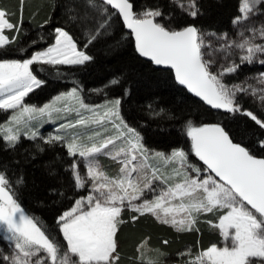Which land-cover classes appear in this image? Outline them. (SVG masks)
I'll use <instances>...</instances> for the list:
<instances>
[{
  "label": "snow or ice",
  "instance_id": "obj_1",
  "mask_svg": "<svg viewBox=\"0 0 264 264\" xmlns=\"http://www.w3.org/2000/svg\"><path fill=\"white\" fill-rule=\"evenodd\" d=\"M20 2L22 15L23 0ZM175 2L191 17L199 14L196 0ZM262 3L264 0H242L241 15L233 19V25L246 23L257 14ZM79 8L82 11H76V6L70 10L76 14L70 15L68 21L85 27V48L106 32L113 16H119L134 37L135 51L141 57L174 70L176 82L208 105L241 113L264 131V120L237 103V93L249 89L239 84L229 87L222 82L225 74L236 72L241 64H251L258 54H264V43H255L257 33L264 40V24L259 29H249L251 35L247 38L243 31L239 32L242 37L239 43L227 41L224 34L220 39L226 42L220 50L225 51V58L232 48L240 49L243 55L240 64L233 62L213 73L214 61L205 59L204 51L210 45H205L204 34L193 24L169 28L157 22L163 15L160 10L136 12L130 0H82ZM14 15L0 8V56L7 54L3 49L16 42L20 33L21 21L14 23ZM54 33V42L30 58L0 59V111H11L6 126L0 125V138L9 148H15L21 136L33 140L39 136L32 121H39L45 115L51 117L53 113L75 112V119L59 124L57 134L41 139L46 144L64 145L68 155L74 158L71 165L74 186L81 189L90 183L91 188L86 196L75 199L73 206L56 221L65 245L50 238L38 219L25 212L6 173L0 171V233L12 249L11 255H3L0 250V261L3 264H120L117 234L125 223L122 213L128 210L132 213L131 222L151 214L159 223L170 225L178 232L199 231L196 224L200 214H216L218 222L207 223L218 229L224 246L212 244L194 257L191 250L180 253L190 257L185 264H264V158H257L240 143H234L220 124L196 127L191 121L186 122V135L203 168L186 166L187 154L182 149H174L170 155L150 154L140 134L120 116V99L109 101L100 112L84 104L76 88L56 96L53 103L44 107L26 105L25 98L45 83L34 74V65L41 68L84 65L93 59L80 50L65 27L55 28ZM260 63L264 64V60ZM259 79L264 84V73ZM119 83V79L110 81L111 85ZM260 92L264 101V89ZM251 94L255 95L256 90L252 89ZM105 122L111 125L113 134H108ZM94 126L101 130H94ZM259 143L264 146V141ZM100 155L118 163L115 175L110 176L102 168ZM150 160H160L166 165L178 163L179 167L173 166L165 174L150 164ZM81 162L84 175L79 170ZM22 182V177L15 181L17 185ZM157 182L164 187L158 189ZM146 193H152V198H145ZM146 244L145 241L137 247L138 264H160L165 254L149 257L151 249L145 251Z\"/></svg>",
  "mask_w": 264,
  "mask_h": 264
},
{
  "label": "trees",
  "instance_id": "obj_2",
  "mask_svg": "<svg viewBox=\"0 0 264 264\" xmlns=\"http://www.w3.org/2000/svg\"><path fill=\"white\" fill-rule=\"evenodd\" d=\"M130 1L136 12L160 10L163 15L157 18V22L169 28L179 29L194 24L201 33L217 35L232 32V21L239 15L240 2L197 0L199 14L191 17L181 11L173 0ZM81 2L23 0L21 15L20 0H0V8L15 13L12 16L13 22L21 21L16 42L3 49L7 54L0 56L1 59H22L51 44L57 27H65L78 47L93 58L84 65H44L43 68L34 65L33 72L45 83L26 97L24 101L27 104L39 106L72 86L80 90L88 103L120 99L122 118L140 134L149 152L166 153L182 149L189 153L191 161H198L190 153L191 142L186 135V122L191 121L196 127L220 124L234 142L249 149L253 155L264 158V146L259 143L264 141V131L241 113H223L207 108L175 82L171 70L158 68L143 59L135 51L132 35L125 29L119 16H113L106 32L85 48V27L68 21L70 15L76 14L70 11L74 6L76 11H82L79 8ZM6 34L13 35L11 32ZM33 41L36 43L33 44ZM261 68H264V64H241L237 72L228 74L225 80L232 85H240L242 81L258 75ZM113 79H119L120 83L111 85ZM257 97V94H240L238 102L242 109L264 120V101ZM161 110V115H154ZM72 163L73 158L60 143L46 144L41 137L34 140L21 137L15 148H9L0 139V171L6 173L12 183L18 202L28 215L38 219L50 238L54 237L63 244L56 221L83 194L81 189L74 186ZM159 169L167 174L172 168L167 165ZM21 177L23 182L17 185L15 181ZM131 215L122 216L125 223L120 226L117 234L120 264H138L135 259L137 247L145 241V251L151 249L149 257L165 254L161 256L160 264H185L190 257L181 256L180 253L191 250L194 257L219 239L217 232L207 223L214 217V213L200 214L196 224L199 231L191 232H178L148 215L131 222Z\"/></svg>",
  "mask_w": 264,
  "mask_h": 264
},
{
  "label": "rangeland",
  "instance_id": "obj_3",
  "mask_svg": "<svg viewBox=\"0 0 264 264\" xmlns=\"http://www.w3.org/2000/svg\"><path fill=\"white\" fill-rule=\"evenodd\" d=\"M174 3L176 4L177 6V3L175 2V0H173ZM197 1V0H196ZM184 2L186 3L187 0H184ZM241 3H242V0H240L239 2V9L241 7ZM178 7V6H177ZM179 8V7H178ZM180 9V8H179ZM181 10V9H180ZM183 11V10H181ZM186 12V11H184ZM187 13V12H186ZM264 3L260 4L259 5V8L257 10V14L254 15L251 19H249L246 23H243L241 25H233V30L231 33H224V34H227V41H233L235 40L237 43L240 42V40L242 39V37H240L238 35L239 32L243 31L244 32V38H247L248 36L251 35V33L249 32V29L251 28H256V29H259L261 27L262 24H264ZM241 13L239 11V15L240 16ZM204 34V42H205V45H210V47H206L204 49L206 55H205V59H211L214 61V63L212 64L211 66V71L213 73H217V72H220L222 70L223 67H227L229 65H231L233 62L237 63V64H240V56L243 55V52H241L240 49H237V48H232L230 49V54L227 55V58L226 57V53L225 51L223 50H220L221 49V46L226 42L224 39H220L221 37L224 36V34H220V35H213V36H210L208 35L209 33H202ZM54 36H55V33H54ZM54 42V40H53ZM52 42V43H53ZM51 43V44H52ZM255 43H264V40H261L259 38V33H257V38L255 40ZM50 45V44H49ZM49 45L47 46H44L38 50H35L33 51L28 57H25V58H22V59H19V60H23V59H27V58H30V56L36 52V51H40V50H43L45 48H47ZM82 50V49H80ZM219 50V51H218ZM1 59V58H0ZM5 59H8V58H5ZM15 59V58H14ZM261 60H264V54H258L257 55V58L254 60L253 63L251 64H258L259 66H261L262 64L260 63ZM241 66V65H240ZM237 72V71H236ZM234 72V73H236ZM261 73H264V68H261V70L258 71V75H254V78H250L249 80H244L241 82V86L244 87V88H248L249 91L248 92H245V93H237V103L241 106V104L238 102V99L240 97V94L242 95H250L252 93V89H255L256 90V94L259 96L257 97V99H260V96H261V92L260 90L261 89H264V84H262L260 82V74ZM35 74V73H34ZM230 74V73H229ZM37 75V74H36ZM228 74H225L223 77H222V82L226 85H228L229 87L232 86L231 83L227 82L225 79H226V76ZM39 78V77H38ZM40 79V78H39ZM73 88H76V87H70L69 89H67L66 91H63L61 93H58L56 94L53 98H51L49 101L39 105V106H35V105H31V106H35L36 108H41V107H44L45 105H48L50 103H53L54 101V98L62 93H68L71 91V89ZM77 89V88H76ZM36 90V89H34ZM78 90V95L79 97L83 100V103L88 105L90 108L92 109H96L100 112H103L105 110L104 106L109 102V99H103L101 102H98V103H88L85 98L82 96V94L80 93V90ZM26 99V98H25ZM115 100V99H114ZM24 103L26 105H30V104H27L25 101ZM242 108V106H241ZM6 114V116L4 117L3 115ZM85 115H87L88 113H84ZM11 116V111L9 112H4V111H0V125H3V126H6L7 124V121L9 120V117ZM121 116V114H120ZM122 117V116H121ZM76 118V113L75 112H71V113H64V112H61V113H53L51 117L45 115L43 118H41L39 121H32L31 123H33L35 125V127L38 129L39 131V136L38 137H43V138H47L50 134H57V129L59 127V124L61 123H65L67 119H75ZM124 120V119H123ZM125 122V121H124ZM130 127V126H129ZM104 128L108 129V134H113L112 133V130H111V125L108 124L107 122H105V125H104ZM132 128V127H131ZM94 130H97V131H100L101 129L98 128V127H95L94 126ZM61 135H63L64 133L61 132L60 133ZM0 136L2 137V133H0ZM21 137H27V136H21ZM2 139V138H0ZM3 140V139H2ZM44 140V139H43ZM5 144H7L5 141H4ZM172 151L170 152H166L165 154L166 155H170ZM150 154L151 153H155L154 151L153 152H149ZM186 153V152H185ZM190 153L194 155V153L190 150ZM187 154V162H186V166L187 165H193L195 167H200V168H203V165L198 163L197 161H191L190 158L188 157L189 153H186ZM195 156V155H194ZM73 158V157H72ZM77 160H79V158H75ZM99 159V163L100 165L102 166V168L110 175V176H113L117 173L118 171V163L116 161H113L110 157L108 156H105V155H100L98 157ZM73 161H74V158H73ZM150 164L154 165V166H157L158 168H161V166H167L166 164H164L163 161H160V160H150L149 161ZM156 163H159V164H156ZM156 164V165H155ZM169 167H179V164L176 163L175 165H168ZM80 172L82 175L85 174V168H84V165H83V162H81L80 164ZM71 173H72V169H71ZM85 179H87V177L85 176ZM160 187H164V185L160 184V182H157V188L159 189ZM91 188V184L88 183L86 184V187L85 188H81V190L83 191V194L82 196H86L88 194V191L89 189ZM152 193H146V196L145 198H148V199H151L152 198ZM73 206V205H72ZM71 206V207H72ZM70 207V208H71ZM69 208V209H70ZM125 214H128V215H131L132 213L128 210H125L123 213H122V216L125 215ZM202 214H207V213H202ZM145 215H148V216H151L153 217L151 214H145ZM155 218V217H154ZM210 221H213V223H217L218 221L216 220V214L214 215V217L211 218ZM212 227V226H211ZM214 231L217 232V234L219 235V232H218V229H216L215 227H212ZM3 237V234L0 233V250H2L3 252V255H11V252H12V249L9 247V242L8 241H5L2 239ZM61 237L63 239V236H62V233H61ZM65 245H66V242H64ZM212 244H217V246H224L223 245V242H222V238L221 236L219 235V239L218 241L214 242V243H211L210 246ZM0 264H3L2 261H0Z\"/></svg>",
  "mask_w": 264,
  "mask_h": 264
},
{
  "label": "water",
  "instance_id": "obj_4",
  "mask_svg": "<svg viewBox=\"0 0 264 264\" xmlns=\"http://www.w3.org/2000/svg\"><path fill=\"white\" fill-rule=\"evenodd\" d=\"M131 2V1H130ZM132 3V2H131ZM121 20H122V18H121ZM123 22V21H122ZM194 25V24H193ZM125 26V25H124ZM185 27V26H184ZM183 28V27H182ZM125 29L128 31V32H130V30L129 29H127L126 28V26H125ZM132 38H133V40H134V37L132 36ZM134 44H135V42H134ZM143 59H145V60H147V61H149V59L148 58H144V57H142ZM153 64V63H152ZM154 66H156V67H158V68H162V69H166V70H171L172 71V73H173V76H174V70H172V69H170L169 67H167V66H157V65H155V64H153ZM175 79V78H174ZM175 82H176V80H175ZM177 84H178V82H176ZM179 85V84H178ZM179 86H181V87H183V88H185L187 91H188V93L190 94V95H192L194 98H196V99H198L199 101H201L207 108H209V109H211V110H213V111H220V112H223V113H229V112H227L225 109H216V108H213L212 106H210V105H208L206 102H204L200 97H197L194 93H192V92H190L188 89H187V87L186 86H182V85H179ZM234 142V141H233ZM234 143H237V142H234ZM243 146V145H242ZM244 147V146H243ZM255 156V155H254ZM257 158H262V157H258V156H256ZM198 158V157H197ZM199 159V158H198ZM202 162V161H201ZM203 163V162H202Z\"/></svg>",
  "mask_w": 264,
  "mask_h": 264
}]
</instances>
